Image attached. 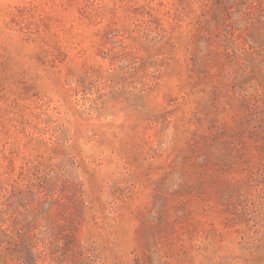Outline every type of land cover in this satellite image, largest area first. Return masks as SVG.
<instances>
[{
  "label": "rangeland",
  "instance_id": "1",
  "mask_svg": "<svg viewBox=\"0 0 264 264\" xmlns=\"http://www.w3.org/2000/svg\"><path fill=\"white\" fill-rule=\"evenodd\" d=\"M0 264H264V0H0Z\"/></svg>",
  "mask_w": 264,
  "mask_h": 264
}]
</instances>
